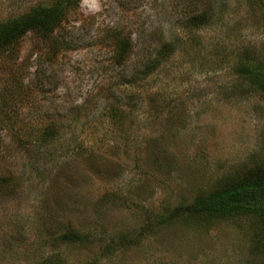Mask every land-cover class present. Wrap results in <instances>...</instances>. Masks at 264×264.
<instances>
[{"label":"rangeland","instance_id":"rangeland-1","mask_svg":"<svg viewBox=\"0 0 264 264\" xmlns=\"http://www.w3.org/2000/svg\"><path fill=\"white\" fill-rule=\"evenodd\" d=\"M246 61L264 71V0H81L1 52L0 264H264V216L185 210L264 170Z\"/></svg>","mask_w":264,"mask_h":264},{"label":"trees","instance_id":"trees-1","mask_svg":"<svg viewBox=\"0 0 264 264\" xmlns=\"http://www.w3.org/2000/svg\"><path fill=\"white\" fill-rule=\"evenodd\" d=\"M79 1L81 0H56L48 6H37L30 13L0 22V53L17 45L29 32L48 36L62 20L65 11ZM195 19L198 20V16L193 15L189 28L195 27ZM238 67V74L264 93V71L261 67L247 61ZM51 130H45L42 135L43 141L57 137L55 131L53 133ZM185 210L192 215L238 217L257 214L264 216V170L259 169L255 174L248 175L219 191L195 198ZM64 239L68 242L86 241V238L75 230H68ZM47 264L64 263L57 260L56 263L47 262Z\"/></svg>","mask_w":264,"mask_h":264}]
</instances>
